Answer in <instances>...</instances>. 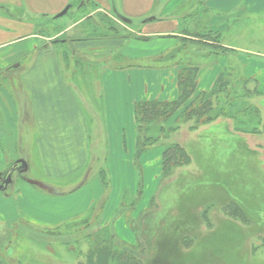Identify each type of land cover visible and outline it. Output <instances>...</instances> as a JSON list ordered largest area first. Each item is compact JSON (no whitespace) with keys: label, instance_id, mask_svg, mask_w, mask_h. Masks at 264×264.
Masks as SVG:
<instances>
[{"label":"crops","instance_id":"1","mask_svg":"<svg viewBox=\"0 0 264 264\" xmlns=\"http://www.w3.org/2000/svg\"><path fill=\"white\" fill-rule=\"evenodd\" d=\"M73 1L0 0V66H14L16 70L28 60L23 73L24 94L39 131V176L22 179L12 191L0 185V234L8 239L26 228L32 230L31 234H36L35 229L37 233L56 231L88 216L101 204L100 222L96 224H111L124 195L135 197L138 192L136 105L178 98V76L181 68L188 65L182 56L171 58L169 63L161 64L160 60L183 43H195L189 39L199 40L182 33L181 21L192 34L216 31L222 38L227 28L221 18L232 17L239 8L238 0H228L226 4L224 0H89L96 5L95 12L109 14L135 34L44 47L41 41L45 37L39 34L36 19L61 17L59 14L67 12ZM217 44L228 51L220 56H199L197 92H209L224 66L230 61L238 62L242 72L257 82L260 93L251 101L262 111L264 123V52L233 40L222 39ZM67 62L95 67L97 75L86 76V88L82 87L68 72ZM92 80L97 81L96 89L90 85ZM91 91L97 93V112L92 107ZM1 121L0 109L3 174L7 156L2 148ZM90 124L97 134L94 141ZM162 149L156 147L141 156L144 171L150 161H160ZM95 157L102 161V173L92 167ZM23 162L27 171L28 159Z\"/></svg>","mask_w":264,"mask_h":264},{"label":"rangeland","instance_id":"2","mask_svg":"<svg viewBox=\"0 0 264 264\" xmlns=\"http://www.w3.org/2000/svg\"><path fill=\"white\" fill-rule=\"evenodd\" d=\"M88 1L74 0L73 5L61 17L37 18V30L45 37L41 44L48 48L55 43L61 46L62 42L70 43L73 40L98 39L113 35L129 37L135 34L109 14L95 12L96 5ZM227 1L224 0L225 4ZM238 5L239 8L233 12L237 14L232 17L224 15L221 18L223 24L226 21L227 29L222 38H218V42L222 39L233 40L253 51L264 52V0H238ZM226 8L230 9L229 6ZM181 24L183 31L184 23L181 21ZM214 35L216 34L213 31L212 36ZM205 47L193 42L183 43L173 52L175 54L165 57L160 63H169L171 58L182 56L183 63L192 68L196 66L203 51L205 54H214L221 50V47L216 48L213 44H207ZM60 50L64 52L61 47ZM83 57L89 60L87 55ZM67 63L68 72L75 76V82L82 87L86 88V76L97 75L95 67ZM237 63L229 65L230 68L238 70L241 65ZM27 65L28 60L16 70L14 66L8 69H2L0 66L1 136L2 148L7 156L6 166L2 167L4 170L1 171L3 174L0 173V185L7 188V191H12L22 179H30L40 173L36 149L39 131L32 113L28 111V96L24 94L23 73ZM78 76H81L83 81L79 80ZM96 83V80H92L91 87L96 89ZM254 86L252 82L251 88ZM255 92L258 91L255 89ZM90 94L94 102L92 107L97 112V93L91 91ZM249 96L244 94L242 97L245 99L242 100H238L237 96L223 99L221 103L226 105L223 111L230 117H220L199 130H186L183 126L181 138L177 137L188 147L193 164L188 168L179 169L174 176L165 179L167 173L161 169L160 161H150L147 170H143L142 193L137 192L135 197L125 194L120 207L121 213L116 215L111 224H96L100 222L101 204L88 216L53 232L37 233L39 230L34 228L37 230H33L36 235L26 228L22 232H14L11 239L5 234H0V264H79L80 261L85 262L87 249L90 246L96 247L98 243L82 241L80 231L96 234L104 233L105 230L107 233L104 234L108 236L111 228L114 236L110 244L116 251L127 248L138 252V255L150 256L148 258L152 264H156L155 258L164 259V262L167 259V264H264V123L262 111ZM247 106L251 110L247 109ZM179 114L180 111L167 120L165 126L169 128L178 124L180 119L176 120V117ZM231 117L243 127L242 129L250 133L240 135L236 144L238 150L232 152L228 159L218 161L219 146L216 144L223 147L228 144L215 142V138L218 139L219 136L215 137L216 132L212 125L220 124V128L229 126L225 132L234 133ZM90 126L91 140L94 141L97 134L95 128H92L91 124ZM160 127L162 124H158V129ZM208 137L214 139L210 147L206 145ZM27 159L29 163L26 171L23 160ZM91 163L93 169L103 172L102 161L95 157ZM142 166L145 168L143 161ZM191 180L195 182L188 188L187 182ZM217 181H221L219 185ZM180 197H183L182 202ZM229 201L239 207L232 206L227 209V215L221 208ZM205 209L207 214H204ZM243 211H246L250 220L246 219ZM172 223L178 226H172ZM172 227L186 229L189 234L183 231L182 235H191L195 238L194 244L198 243V246L184 252L178 244L179 236L173 246L170 235ZM138 235L144 243L139 244ZM109 236L111 237V232ZM148 242L150 244H147ZM144 244L149 246V249H142Z\"/></svg>","mask_w":264,"mask_h":264},{"label":"trees","instance_id":"3","mask_svg":"<svg viewBox=\"0 0 264 264\" xmlns=\"http://www.w3.org/2000/svg\"><path fill=\"white\" fill-rule=\"evenodd\" d=\"M183 31L184 32L182 33L184 35H190L198 38L199 40L196 41L191 39L189 40L194 41L197 44H202L204 48H206L205 47L207 45L206 42L208 41L215 42L216 48L221 47L220 48L221 50L219 52L218 51L216 53L214 52L215 56L217 55L220 56L228 51V48H225L217 44L220 43L218 42L219 41L218 38L220 37L219 32L214 31L216 35L212 36L213 31H209V33L208 31L195 32V34H192L193 32L190 33V31L187 29H183ZM210 55L211 54H205L203 51L202 56H210ZM232 63H237V62L230 61L226 66H224L213 88L209 92H197L196 76L198 72V67L193 66L192 68H189L186 66L184 68H181L178 76L179 95L175 101L163 102V101L151 100V101L139 102L136 105V120L139 131V142H138V149L136 154V164L138 165V171L140 177L138 179V194L142 193L141 187L143 186V178H142L143 166H142L141 156L144 153L156 147L162 146L163 149L160 158L161 169H163V171L167 173L165 179L174 176L176 171H178L179 169L182 170V168H186V167L188 168L191 166V164H193L192 162H194L192 161V156L188 147L184 145L180 139L182 136L183 126L186 127V130H199L201 127H204L205 125L214 122V120H218L220 117H225V116L230 117L225 115V112L223 111L225 110L226 105L224 104L225 106H223L221 102L223 101L224 98L237 96L238 100H242L245 99V97H242L244 94L245 95L248 94L250 95L249 97L252 98L255 94L260 93L257 86V82L254 81L252 78L246 76L242 72L241 66L240 67L238 66V70L236 71L230 68L231 66L229 65H231ZM252 82L255 85L253 88H251ZM255 89L258 92L254 93ZM245 104L247 103L245 102ZM247 109L251 110L249 106H247ZM179 111L180 114L176 117V120L180 119L179 123L167 128V126H165L167 120L171 119ZM255 111H257L256 108ZM231 118L234 126V128H232V130L235 131L234 133L227 132L228 133L227 134L225 132V130L228 131L229 126L220 128L218 127V125L220 124L216 125L212 123L214 124L212 125L213 126L212 128L216 132L215 137L219 136L218 139L215 138V142L219 143L222 141L228 144L226 147L216 144L217 146H219L217 152V157H219V159H217L218 161H221L222 159L225 160L228 159L232 154V152L238 150L236 144L238 142V139L240 138V135H244V133H250L249 131L242 129L243 127L240 126L233 117ZM158 124H162V127H160V129H158ZM166 128L168 129V131L166 130ZM164 134L169 135V137H166ZM177 136H180V138H178ZM213 141H214L213 138L208 137V139H206V145L210 147V143ZM183 171H186V169H183ZM181 180L182 179L179 180V183H181ZM209 181L215 182V180H209ZM194 182H195L194 180H191V182H187L189 183L188 184L189 186L187 185L188 188H190ZM220 182L221 181H217V184L219 185ZM187 183H185V186ZM188 188H186V190H188ZM180 200L182 202L183 197H180ZM232 206L239 207L232 201H229L225 205H223L221 210H223V212L228 215L226 210L230 209ZM156 208H158V205ZM156 208H152V210H155ZM240 208L242 207L240 206ZM245 212L244 215L246 219L250 220L249 216H247ZM120 213H121V208L118 214ZM204 214H207V209L204 210ZM164 216H167V214H164ZM169 223L168 226L170 225ZM172 226H178V225H174L172 223ZM172 228H170L172 231L170 235H172L171 240L173 246L176 244V239L178 238V236L180 239L178 241L179 242L178 244L181 245L182 250L184 252H188V250L190 251L191 249H194L195 247L198 246V243L194 244L195 238L191 237V235L190 236L182 235L183 231L185 233H188L186 229L183 228L180 229L177 227H172ZM80 232H81L82 241L86 240L88 242L90 240L91 243H94L95 241H98V243L96 247L90 246L87 249L85 262L80 261L79 264H99V263L111 264L112 262H114L115 264H152L150 262V259L148 258L150 256L146 257L145 255H138V252L136 251L134 252L127 248H124L121 251H116L113 245L110 244V241L113 240V236H114L113 235L114 232L112 228L109 230L108 236H105L104 233H107L105 230L103 231L104 233H96V234L93 233L90 234L84 231L83 232L80 231ZM110 232H111V237L109 236ZM138 242L139 244L144 243L142 242L140 235H138ZM147 244H150V242H148ZM144 246L145 247L142 249H146V250L149 249V246H146L145 244ZM155 260H156V264H167L169 262L167 259L166 262H164L165 261L164 259H160V258H155Z\"/></svg>","mask_w":264,"mask_h":264},{"label":"water","instance_id":"4","mask_svg":"<svg viewBox=\"0 0 264 264\" xmlns=\"http://www.w3.org/2000/svg\"><path fill=\"white\" fill-rule=\"evenodd\" d=\"M65 12H66V10H65L64 12L60 13L59 16H62ZM0 188H1V187H0Z\"/></svg>","mask_w":264,"mask_h":264}]
</instances>
